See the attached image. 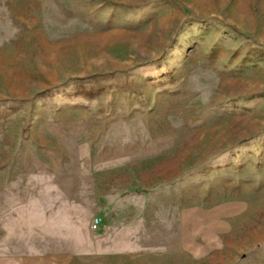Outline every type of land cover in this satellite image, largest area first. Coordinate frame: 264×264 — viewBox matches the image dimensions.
<instances>
[{
	"label": "rangeland",
	"instance_id": "374dc122",
	"mask_svg": "<svg viewBox=\"0 0 264 264\" xmlns=\"http://www.w3.org/2000/svg\"><path fill=\"white\" fill-rule=\"evenodd\" d=\"M1 210L75 264H264V0H0Z\"/></svg>",
	"mask_w": 264,
	"mask_h": 264
},
{
	"label": "crops",
	"instance_id": "0c3cea01",
	"mask_svg": "<svg viewBox=\"0 0 264 264\" xmlns=\"http://www.w3.org/2000/svg\"><path fill=\"white\" fill-rule=\"evenodd\" d=\"M46 218V216H45ZM52 220L37 221L36 210L0 211V264H75V255L54 248L70 244L67 237L54 238Z\"/></svg>",
	"mask_w": 264,
	"mask_h": 264
}]
</instances>
